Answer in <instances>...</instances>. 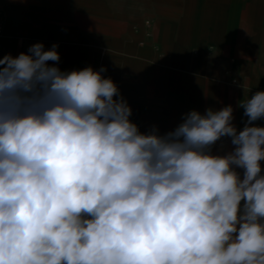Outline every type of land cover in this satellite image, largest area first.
Here are the masks:
<instances>
[{"label": "clouds", "instance_id": "obj_1", "mask_svg": "<svg viewBox=\"0 0 264 264\" xmlns=\"http://www.w3.org/2000/svg\"><path fill=\"white\" fill-rule=\"evenodd\" d=\"M56 48L0 58V264H264V91L143 133Z\"/></svg>", "mask_w": 264, "mask_h": 264}, {"label": "rangeland", "instance_id": "obj_2", "mask_svg": "<svg viewBox=\"0 0 264 264\" xmlns=\"http://www.w3.org/2000/svg\"><path fill=\"white\" fill-rule=\"evenodd\" d=\"M5 2L8 6L0 4V37L6 31L3 16L8 14L17 26L10 32L14 44L12 56L28 52L36 43H42L45 50L55 44L61 71L89 66L97 71L106 68L102 73L105 78L121 81L118 88L132 109L130 120L141 132L155 129L164 135L167 130H175V127L158 124L157 113L147 102L139 100L141 96L149 95V83L156 78L163 79L164 75L154 70H149L148 75L125 74L119 68L126 63L124 59L158 58L163 53L185 57L189 74V112L197 105L203 106L207 91L211 90L216 98L215 108L221 104L223 108L232 106L234 126L238 131L244 128L248 118L239 103L257 92L250 84L251 77L264 75V0ZM199 49L202 55L197 59ZM256 53L263 55V61ZM102 60H106L105 65ZM133 65V62H127L126 66ZM173 81L177 82L178 78L173 77ZM142 92L144 94H140ZM263 123L264 119L253 122L261 127H264ZM228 138L217 141L212 146V153L224 155L232 151L233 145L224 150L228 146V140L224 139ZM261 163L264 167V161ZM237 171L242 174V170Z\"/></svg>", "mask_w": 264, "mask_h": 264}, {"label": "crops", "instance_id": "obj_3", "mask_svg": "<svg viewBox=\"0 0 264 264\" xmlns=\"http://www.w3.org/2000/svg\"><path fill=\"white\" fill-rule=\"evenodd\" d=\"M6 0H0V4L8 6L5 2ZM2 23L6 26V31L3 32V36L0 37V58L3 56L12 54L13 51V38L10 32L17 28L16 24L14 25L13 17L8 14L3 16ZM23 27V25L21 24ZM182 26V22L179 23V27ZM24 29V28H23ZM16 46V45H15ZM22 51V49H21ZM25 52V51H23ZM244 54H248L246 50L241 51ZM27 53V51L25 52ZM257 58L263 61V55L261 53H256ZM202 55L201 49H199L197 54V59ZM123 68L120 69L125 74L131 73H141V75H148L149 70H154L160 75H164L163 79H154L149 83L148 96L140 97L139 100L148 104V107L154 110L157 113L158 124H164L172 127H177L180 123L183 122L185 114L189 113L188 109V95H187V83H188V67L185 60V57L177 58L173 54L163 53L158 58L157 57H133L132 59H124ZM65 61V60H64ZM106 60H102V65H105ZM127 62H133L134 65L131 67L126 66ZM49 65H54L61 68V60L58 62H51ZM233 69L236 70V66H233ZM173 77H177L178 81L174 82ZM250 77V75H249ZM180 82V83H179ZM117 87H120L121 81L114 82ZM250 84L253 89H259L264 86V75H254L251 77ZM119 90V95L121 96L122 91ZM144 94V92L140 93ZM118 98V97H117ZM138 99V97H137ZM136 100V98H135ZM215 95L211 90L207 91L205 97L204 105H197L195 110L204 114L207 109L211 108L213 110H220L223 108L222 104L218 105L215 108ZM233 123V122H232ZM234 125V124H233ZM168 133V130L167 132ZM227 141V149L232 148L231 138L224 139Z\"/></svg>", "mask_w": 264, "mask_h": 264}, {"label": "bare ground", "instance_id": "obj_4", "mask_svg": "<svg viewBox=\"0 0 264 264\" xmlns=\"http://www.w3.org/2000/svg\"><path fill=\"white\" fill-rule=\"evenodd\" d=\"M255 91H264V86L260 87L259 89H254Z\"/></svg>", "mask_w": 264, "mask_h": 264}, {"label": "built area", "instance_id": "obj_5", "mask_svg": "<svg viewBox=\"0 0 264 264\" xmlns=\"http://www.w3.org/2000/svg\"><path fill=\"white\" fill-rule=\"evenodd\" d=\"M0 19H1V11H0ZM1 31H2V25H1V21H0V33H1ZM263 125H264V123H263ZM258 126H260V125H258Z\"/></svg>", "mask_w": 264, "mask_h": 264}]
</instances>
